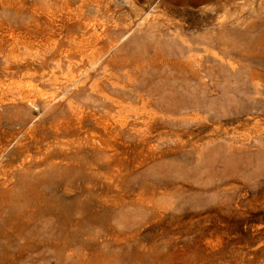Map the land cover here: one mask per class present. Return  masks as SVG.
I'll return each mask as SVG.
<instances>
[{
    "label": "rangeland",
    "instance_id": "1",
    "mask_svg": "<svg viewBox=\"0 0 264 264\" xmlns=\"http://www.w3.org/2000/svg\"><path fill=\"white\" fill-rule=\"evenodd\" d=\"M0 264H264V0H0Z\"/></svg>",
    "mask_w": 264,
    "mask_h": 264
},
{
    "label": "bare ground",
    "instance_id": "2",
    "mask_svg": "<svg viewBox=\"0 0 264 264\" xmlns=\"http://www.w3.org/2000/svg\"><path fill=\"white\" fill-rule=\"evenodd\" d=\"M104 32H105V29L104 28H102V30H101V32L99 33V35H102V34H104ZM51 53H53V52H50V51H48V52H46V53H44V58H43V60H45L46 59V57L49 55V54H51ZM66 56H68V54H66ZM89 56V55H88ZM70 68V67H69ZM71 71V70H70ZM83 88V87H82ZM80 89V88H79ZM78 90V89H77ZM92 90H95L94 89V87L92 88ZM72 92H74V91H72ZM20 98H24V97H20ZM104 101V100H103Z\"/></svg>",
    "mask_w": 264,
    "mask_h": 264
}]
</instances>
